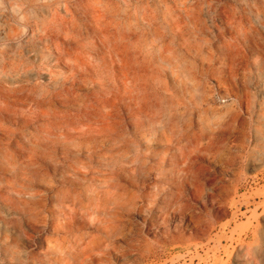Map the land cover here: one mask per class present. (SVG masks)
Masks as SVG:
<instances>
[{
	"label": "rangeland",
	"instance_id": "374dc122",
	"mask_svg": "<svg viewBox=\"0 0 264 264\" xmlns=\"http://www.w3.org/2000/svg\"><path fill=\"white\" fill-rule=\"evenodd\" d=\"M0 264H264V0H0Z\"/></svg>",
	"mask_w": 264,
	"mask_h": 264
}]
</instances>
